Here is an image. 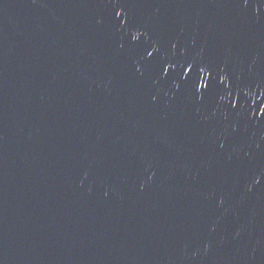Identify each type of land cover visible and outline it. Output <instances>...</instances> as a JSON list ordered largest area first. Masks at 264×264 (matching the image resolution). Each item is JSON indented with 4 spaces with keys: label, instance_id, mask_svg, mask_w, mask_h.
Masks as SVG:
<instances>
[{
    "label": "water",
    "instance_id": "1",
    "mask_svg": "<svg viewBox=\"0 0 264 264\" xmlns=\"http://www.w3.org/2000/svg\"><path fill=\"white\" fill-rule=\"evenodd\" d=\"M0 264H264V0H0Z\"/></svg>",
    "mask_w": 264,
    "mask_h": 264
}]
</instances>
